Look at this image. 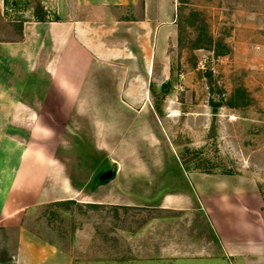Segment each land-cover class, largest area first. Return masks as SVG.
<instances>
[{
    "label": "rangeland",
    "instance_id": "374dc122",
    "mask_svg": "<svg viewBox=\"0 0 264 264\" xmlns=\"http://www.w3.org/2000/svg\"><path fill=\"white\" fill-rule=\"evenodd\" d=\"M50 2L4 0L0 40L18 39L24 21L45 19L53 10ZM175 23L176 37L154 58L148 77L144 103L156 114L159 139L151 142L154 146L131 139L132 133L121 143L122 134L114 128L121 123L116 117L110 118V152L95 146L96 134L88 123L92 118L78 117L63 133L51 134L52 146L44 150L45 156L38 148L27 153L18 186L29 184L24 182L27 177L54 157L63 175L81 191L58 199L54 182L42 178L40 191L45 194L48 188V195L31 198L19 223L0 225V264H169L173 256L194 253L210 238L196 199L193 207L161 209L157 207L161 197H107L105 189L112 194L149 184L138 173L142 168L150 171L146 178L152 183L147 190L140 187V192L184 188L173 171L176 167L186 173L236 175L241 182L254 184L264 199V0H177ZM240 100L245 105L235 106ZM117 106L114 102V109ZM135 158H161L166 164L129 163ZM104 170L111 171V183L99 187L94 200L81 194L94 193ZM57 200H74L81 206L50 205ZM125 202L131 205L125 207ZM45 245L61 257L41 260L47 254Z\"/></svg>",
    "mask_w": 264,
    "mask_h": 264
},
{
    "label": "crops",
    "instance_id": "0c3cea01",
    "mask_svg": "<svg viewBox=\"0 0 264 264\" xmlns=\"http://www.w3.org/2000/svg\"><path fill=\"white\" fill-rule=\"evenodd\" d=\"M3 3L0 0V7ZM49 4L53 10L45 19L22 22L18 39L0 40V225L19 223L31 198L48 195V188L45 194L40 191L44 177L54 182L58 199L79 194L54 157L27 177L24 182L29 184H17L27 153L38 148L45 156L44 150L52 146L50 135L63 133L76 118H92L88 123L96 134L94 145L105 152L112 150L111 117L121 122L114 126L122 134L121 143L130 133L131 139L148 144L159 139L156 114L144 102L154 58L176 37L177 0H51ZM130 161L166 164L161 158ZM140 171L142 182H149L143 183L145 188L134 185L112 194L105 189L107 197H161L157 205L161 209L193 207L196 199L195 208L206 219L210 238L194 253L173 256L169 264H264V202L254 184L241 182L236 175L186 173L175 167L184 188L146 193L140 191L150 187L152 180L146 178L150 171ZM112 179L95 186L94 193L81 194L94 200L99 187H107ZM25 197L31 200L24 201ZM104 201L117 205L114 199ZM43 249L47 254L41 260L61 257L49 245Z\"/></svg>",
    "mask_w": 264,
    "mask_h": 264
},
{
    "label": "trees",
    "instance_id": "16d2710c",
    "mask_svg": "<svg viewBox=\"0 0 264 264\" xmlns=\"http://www.w3.org/2000/svg\"><path fill=\"white\" fill-rule=\"evenodd\" d=\"M57 19H59V18H57ZM21 28H22V25H21ZM20 33H21V30H20ZM209 43H211L210 40H209ZM215 53L216 54H221L223 52L222 51L218 52V50L217 51L215 50ZM235 93L239 94L240 90L235 91ZM240 98H242V96L240 97V94H239V99ZM244 105H245V102H243L242 100H240L238 103H235V106H244ZM111 178L102 179V180H100L98 182L99 183H103V182H106V181L110 180ZM50 205L53 206V207H57V208L70 207V205L81 206V204L75 202L74 200H57V201L52 202ZM84 206L85 207L86 206L87 207H91V208H98L99 206H102V204L84 203Z\"/></svg>",
    "mask_w": 264,
    "mask_h": 264
},
{
    "label": "water",
    "instance_id": "95a60500",
    "mask_svg": "<svg viewBox=\"0 0 264 264\" xmlns=\"http://www.w3.org/2000/svg\"><path fill=\"white\" fill-rule=\"evenodd\" d=\"M112 175L110 170H104L98 177V181L102 180V179H106V178H110Z\"/></svg>",
    "mask_w": 264,
    "mask_h": 264
}]
</instances>
